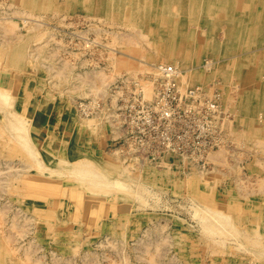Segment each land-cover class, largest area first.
<instances>
[{
	"label": "rangeland",
	"instance_id": "374dc122",
	"mask_svg": "<svg viewBox=\"0 0 264 264\" xmlns=\"http://www.w3.org/2000/svg\"><path fill=\"white\" fill-rule=\"evenodd\" d=\"M180 1L0 0V264H264V0ZM159 61L220 91L214 124L154 105L133 138L118 106L154 98ZM36 95L63 118L41 127Z\"/></svg>",
	"mask_w": 264,
	"mask_h": 264
},
{
	"label": "bare ground",
	"instance_id": "6f19581e",
	"mask_svg": "<svg viewBox=\"0 0 264 264\" xmlns=\"http://www.w3.org/2000/svg\"><path fill=\"white\" fill-rule=\"evenodd\" d=\"M25 1V0H24ZM169 1V0H168ZM171 1V0H170ZM173 1V3H171L172 4V6H171V8H170V10L173 12V14H175V12H177V11H179V9H180V7H179V5H180V3L182 2V1H180V0H172ZM238 1V0H237ZM159 2V1H158ZM193 2V1H192ZM257 2V1H256ZM255 2V3H256ZM263 2V1H262ZM115 3V2H114ZM189 3V2H188ZM217 3V2H216ZM237 3V2H236ZM254 3V4H255ZM29 4V3H28ZM220 4V3H219ZM222 4V3H221ZM12 5V4H11ZM112 5V4H111ZM116 5V4H115ZM256 5V4H255ZM254 5V6H255ZM262 5V4H261ZM2 6H3V4H2ZM9 6H10V3H9ZM190 6V5H189ZM236 6H237V4H236ZM253 6V7H254ZM216 7V6H215ZM252 7V6H251ZM262 7V6H261ZM3 8H4V6H3ZM2 8V9H3ZM187 8V7H186ZM210 8V7H209ZM190 9V8H189ZM197 9V8H196ZM218 9H220V8H218ZM8 10V9H7ZM10 10V9H9ZM192 10V9H191ZM255 10V9H254ZM253 10V11H254ZM3 11V10H2ZM17 11L19 12V10L17 9ZM187 11H188V9H187ZM196 11V10H195ZM249 11H251V9L249 10ZM4 12H7V11H4ZM21 12V11H20ZM23 12V11H22ZM259 12H261V11H259ZM8 13V12H7ZM14 13V12H13ZM250 13V12H249ZM177 14H178V12H177ZM2 15H4V14H2ZM9 15V14H8ZM12 15V14H11ZM220 16V15H219ZM222 16V15H221ZM224 16V15H223ZM222 16V17H223ZM259 16V15H258ZM253 17V16H252ZM4 17H2V19H3ZM9 18H11L10 17V15H9ZM28 19V18H27ZM15 20V19H14ZM26 20V19H25ZM9 21H11V20H9ZM18 22V21H17ZM221 23V22H220ZM11 24V23H10ZM229 24V23H228ZM214 28V27H213ZM223 28V27H222ZM254 28V27H253ZM188 29V28H187ZM255 30H256V27H255ZM15 34V33H14ZM18 34V33H17ZM233 34V33H232ZM238 34V33H237ZM11 35V34H10ZM16 35V34H15ZM17 36V35H16ZM239 36V35H238ZM19 38V37H18ZM240 38V37H239ZM9 39V38H8ZM236 39V38H235ZM234 41V40H233ZM239 41V40H238ZM47 42H48V40H47ZM46 42V43H47ZM229 42V41H228ZM200 43V42H199ZM198 43V44H199ZM51 44V43H50ZM198 44H197V46H198ZM201 44V43H200ZM45 45V44H44ZM242 45V44H241ZM240 45V46H241ZM39 46V45H38ZM37 46V47H38ZM212 46V45H211ZM237 46V45H236ZM201 47V46H200ZM199 47V48H200ZM206 47V46H205ZM45 48H46V46H45ZM58 48V47H57ZM232 48V47H231ZM53 49H55V48H53ZM59 49V48H58ZM222 49V48H221ZM35 50H37V49H35ZM47 50V49H46ZM52 50V49H51ZM60 50H61V47H60ZM231 50V49H230ZM44 51V50H43ZM59 51V50H58ZM49 52H50V50H49ZM54 52V51H53ZM56 52V51H55ZM38 53H40V52H38ZM38 53H34L35 54V56L36 55H38ZM229 53H231V52H229ZM177 54V53H176ZM48 55V54H47ZM50 55V54H49ZM48 55V56H49ZM197 55V54H196ZM213 56V55H212ZM216 57V56H215ZM207 59H208V57H207ZM52 60V59H51ZM63 60V59H62ZM61 61V60H60ZM59 61V62H60ZM85 61V60H84ZM210 61V60H209ZM214 61H215V59H214ZM62 62H64V61H62ZM61 62V63H62ZM227 62V61H226ZM44 63V62H43ZM49 63V62H48ZM48 63H46V65L48 64ZM205 63V62H204ZM203 63V64H204ZM210 63L211 62H207L206 61V65H207V68H210ZM168 65H172V73H173V75H172V77L170 78L171 80H173V81H175L176 82V84H177V86H176V89H177V91L179 92V94H180V96L184 99V101H185V106L187 107V108H190V109H192V110H194V111H197L198 109H199V107L201 108V107H204V105H206L205 107H207L208 108V111H206V112H208L207 114H210L211 113V115H210V118H209V120H208V123L209 124H214V110H213V106H214V104H212V103H216V106H217V104H218V102L215 100V98L216 97H218V100H219V106H220V104L222 105V103L220 102V99H221V93H219L220 91H217V90H214V92L213 91H211L210 92V90H208V89H206V88H204L205 86L203 85V86H198V85H196V86H190V85H184V84H182L180 81L182 80V78H183V76H184V74L182 73L183 71L182 70H180L178 67H176L174 64H172V63H166V62H163V61H159V62H157V64H155V69H154V71H155V73H156V76H157V78H156V93H155V96H153L154 98H152L151 97V99L149 98V99H147V98H145V97H147L148 96V91H149V87H148V89H146L145 87H144V89L145 90H147L146 92H145V95L144 96H141V100H138V101H136V99H135V96H127V94H126V96L124 97L125 98V100H126V102H125V100L123 101L122 99V101L123 102H125V104L123 103V104H119V106H118V108H120V110H121V112H120V114L119 115H117V116H121L120 117V119H123V125H125V124H127L128 125V120H130V121H134V123H135V126L137 125V124H139V121H138V119L136 118V112L135 111H138L137 110V108H138V106L139 105H141V107H143L146 111H147V113H149V115L151 116V113L150 112H152V110L151 109H155V106L157 105V109L159 110L160 108H161V103H160V97H161V91H162V88H163V86H164V84H165V82L168 80L167 78L172 74H170V75H168L167 73H168V69H167V66ZM206 65H205V67H206ZM56 66H57V63H56ZM73 66V65H72ZM61 67V66H60ZM71 67V66H70ZM242 67V66H241ZM48 68H50L51 70H53L55 67H52V64H48ZM58 68H59V65H58ZM72 69V68H71ZM65 70V69H64ZM58 71H62L61 69H58ZM69 71H71L70 69H69ZM238 71V70H237ZM66 72V71H65ZM62 73H64V72H62ZM62 73H60V74H62ZM214 73V72H213ZM249 74H250V72H249ZM58 75V74H57ZM56 75V76H57ZM65 75H67V74H65ZM130 75V74H129ZM190 75V74H189ZM193 75V74H192ZM55 76V74H54V72H52L51 73V75L49 76V79H53V77ZM62 76H64V75H62ZM130 76H133V73H132V75H130ZM154 76V75H153ZM58 77H59V75H58ZM83 77V76H82ZM87 76H85V78H86ZM88 77H90L91 78V76L89 75ZM87 77V82L90 80L89 78ZM121 77V76H120ZM127 77H129V76H127ZM136 77H137V75H136ZM248 77V76H247ZM252 77V76H251ZM119 78V77H118ZM142 78V77H141ZM154 78V77H153ZM195 78V77H194ZM249 78V77H248ZM77 79H78V77H77ZM79 79H81V76L79 77ZM84 79V78H83ZM89 79V80H88ZM117 79V78H116ZM125 79H128V78H126L125 77ZM134 79V78H133ZM137 79V78H136ZM146 79V78H145ZM192 79V78H191ZM54 80V79H53ZM74 80V79H73ZM82 80V79H81ZM80 80V81H81ZM135 80V79H134ZM142 80V79H141ZM144 80V79H143ZM155 80V79H154ZM184 80V79H183ZM182 80V81H183ZM187 80H188V78H187ZM48 81V80H47ZM50 81H52V80H50ZM84 81V80H83ZM85 81H86V79H85ZM119 81V80H118ZM117 80H116V82H118ZM137 81V80H136ZM147 81H149V80H147ZM202 81V80H201ZM59 82V81H58ZM67 82V81H66ZM75 82V81H74ZM144 82V81H143ZM188 82V81H187ZM60 83V82H59ZM81 83H83V82H81ZM148 83V82H147ZM152 83V82H151ZM185 83H186V81H185ZM189 83H191V81H189ZM45 84V83H44ZM126 84V83H125ZM121 85V84H120ZM138 85V84H137ZM149 86V85H148ZM110 87V86H109ZM115 87V86H114ZM120 87V86H119ZM118 87V88H119ZM129 87V86H128ZM133 87V86H132ZM135 87V86H134ZM153 87H154V84H153ZM208 87H210V86H208ZM54 88V87H53ZM52 88V89H53ZM122 88V87H121ZM140 88V87H139ZM150 88H151V86H150ZM48 89V88H47ZM110 89V88H109ZM115 89V88H114ZM123 89H124V87H123ZM141 89H143L142 88V86H141ZM215 89V88H214ZM93 90V89H92ZM120 90H122V89H120ZM119 90V91H120ZM128 90V88L126 89V91ZM136 90V89H135ZM138 90V89H137ZM145 90H143V91H145ZM155 89H153V91H154ZM52 91V90H51ZM55 91V90H54ZM91 91V90H90ZM98 91V90H97ZM100 91V90H99ZM109 91H111V90H109ZM114 91H116V90H114ZM133 91V90H132ZM142 91V90H141ZM58 92H60V91H58ZM58 92H56V93H58ZM106 92V91H105ZM137 92H139V91H137ZM151 92V91H150ZM63 92H61V94H62ZM94 93V92H93ZM96 93H98V92H96ZM122 93V92H121ZM120 93V94H121ZM134 93V92H133ZM51 94V93H50ZM10 96V97H12V95H10L9 93L7 94V96ZM49 95V94H48ZM53 95V94H52ZM95 95V94H94ZM101 95V94H100ZM118 95V94H117ZM138 95V94H137ZM194 95V98H193V100L192 99H190L189 98V96H193ZM6 96V99L8 98ZM99 95H97V97H98ZM103 96V95H102ZM104 96H105V94H104ZM240 96V95H239ZM238 96V97H239ZM55 97V96H54ZM100 97V96H99ZM111 97V96H110ZM140 97V96H139ZM196 97H198L199 99H201V103L202 102H204L205 104H201L200 102H198V103H196L194 100L196 99ZM68 98V97H67ZM100 98H102V97H100ZM122 98V97H121ZM123 98V99H124ZM236 98V97H235ZM235 98H233V100L235 99ZM240 98V97H239ZM90 99V98H89ZM108 99V98H107ZM111 99V101L110 102H108V104H110L112 101L114 102V100H113V98H110ZM109 99V100H110ZM135 99V100H134ZM145 99V100H144ZM154 99V100H153ZM94 100V99H93ZM144 100V101H143ZM146 100H149L150 102H154L153 103V106L152 107H150L149 108V105H150V102H148V101H146ZM153 100V101H152ZM238 100V99H237ZM77 101H79V100H77ZM89 101V100H88ZM96 101H97V99H96ZM95 101V102H96ZM86 102V101H85ZM98 102V101H97ZM138 102V103H137ZM77 103V102H76ZM90 103V102H89ZM74 104H75V101H74ZM103 104V103H102ZM112 104V103H111ZM89 105H91V104H89ZM99 105V104H98ZM105 105V104H104ZM155 105V106H154ZM227 105V104H226ZM79 106H81L82 108H83V110L82 111H85L86 110V108L88 107L83 101L82 102H79ZM78 106V107H79ZM96 106V105H95ZM96 107H98V106H96ZM140 107V108H141ZM213 107V108H212ZM76 108V107H75ZM80 108V107H79ZM90 108V107H89ZM99 108H102V107H99ZM133 108H136V110H134ZM216 108V107H215ZM218 108V107H217ZM81 109V108H80ZM237 109V108H236ZM97 110V109H96ZM101 110V109H100ZM127 110V111H126ZM206 110V109H205ZM219 110V109H218ZM91 111V110H90ZM89 111V112H90ZM188 111V110H187ZM217 111V110H216ZM28 112H29V110L27 109V107L25 106V113H27L28 114ZM87 112V111H86ZM93 112V111H92ZM96 112V111H95ZM95 112H94V114H95ZM98 112V111H97ZM135 112V113H134ZM186 112V111H185ZM203 112V111H202ZM242 112V111H241ZM77 113V112H76ZM80 113V112H79ZM85 113V112H84ZM91 113V112H90ZM89 113V114H90ZM112 113V112H111ZM193 113H195V112H193ZM219 113V112H218ZM138 114H139V112H138ZM177 114V113H176ZM184 114V113H183ZM188 115H189V113H187ZM206 114V115H207ZM220 114V113H219ZM229 114V113H228ZM80 115V114H79ZM95 115H97V114H95ZM177 115H179V114H177ZM185 115V114H184ZM192 115V114H191ZM204 115V114H203ZM145 116V115H144ZM193 116V115H192ZM89 117V116H88ZM94 117H96V116H94ZM82 118V117H81ZM100 118V117H99ZM186 118V117H185ZM194 118H195V120L197 119V123H201L199 120H200V118H199V120H198V118H196V116H194ZM202 118V117H201ZM228 119V117H225V119ZM158 119V118H157ZM205 119V118H204ZM222 119H223V117H222ZM221 119V120H222ZM224 119V120H225ZM116 120V119H115ZM119 120V119H118ZM172 120L173 121H176L177 120V117H174V116H172V117H170L169 119H167V120H163L164 122H166V121H169V122H171V127H176V124H172L173 122H172ZM220 120V121H221ZM224 120H222V121H224ZM21 121V122H20ZM111 121V120H110ZM158 121V120H157ZM207 120H205V122H206ZM217 122H218V120H216ZM215 121V122H216ZM229 121H230V119H229ZM18 122L20 123V125H23V123L24 122H22V120L20 119V118H18ZM93 122V121H92ZM105 122V121H104ZM148 122V121H147ZM113 123H114V121H113ZM176 123V122H175ZM181 123V122H180ZM179 123V124H180ZM183 123V122H182ZM188 123V122H187ZM196 123V122H195ZM196 123V124H197ZM221 123H223V122H221ZM225 123V122H224ZM227 123V122H226ZM225 123V124H226ZM230 123H231V121H230ZM122 124V123H121ZM154 124H155V122H154ZM162 124V123H161ZM170 124V123H169ZM193 124V123H192ZM118 125V124H117ZM163 125V124H162ZM166 125V124H165ZM198 125V124H197ZM200 126H201V124H199ZM222 125V124H221ZM221 125L219 124V126L221 127ZM224 125V124H223ZM232 125V124H231ZM155 126V125H154ZM210 126V125H209ZM216 126V125H215ZM119 127V126H118ZM157 127V126H156ZM165 127V126H164ZM177 127H179V126H177ZM206 127V126H205ZM211 127V126H210ZM213 127V126H212ZM230 127V126H229ZM124 128V127H123ZM170 128V127H169ZM223 128V127H222ZM221 128V129H222ZM126 129V128H125ZM231 129V128H230ZM253 129V128H252ZM212 130V129H211ZM105 131V130H104ZM115 131V130H114ZM223 132H224V130H222ZM221 131V132H222ZM118 132V131H117ZM164 132V131H163ZM166 132V131H165ZM219 132H220V130H214L213 132H212V134L214 133V135H215V137H218L219 136ZM238 132H240V131H238ZM119 133H120V131H119ZM227 133V132H226ZM241 133V132H240ZM239 133V134H240ZM225 134V133H224ZM243 134V133H242ZM218 135V136H217ZM220 135H221V133H220ZM231 135V134H230ZM222 136V135H221ZM224 136V135H223ZM241 136V135H240ZM240 136H238V137H240ZM251 136H252V132H251ZM156 137L158 138V137H160L159 139H160V141H161V143L163 142V143H165V144H167V145H170V144H168V143H171L169 140H170V137H169V135H168V133H166V134H162V132L161 131H157V134H156ZM213 137V136H212ZM245 137V136H244ZM249 137V136H248ZM132 138V137H131ZM130 138V139H131ZM133 138L135 139H139L140 141L141 140H145V138H144V136H143V134H139V133H137V134H135V136H133ZM221 138V137H220ZM150 139V138H149ZM214 139V138H213ZM219 139V138H218ZM222 139V138H221ZM241 139V138H240ZM226 140V139H225ZM225 140H224V142H225ZM239 140V139H238ZM256 140V139H255ZM261 140H263L262 138H261ZM127 141V140H126ZM133 141V140H132ZM213 141V140H212ZM215 141H217V140H215ZM214 141V142H215ZM258 140H256L255 142H257ZM130 142V141H129ZM145 142H147L146 140H145ZM150 142V141H149ZM204 142V141H203ZM223 142V143H224ZM262 142H264V141H262ZM132 143V142H131ZM220 143V142H219ZM218 143V144H219ZM222 143V144H223ZM238 143V142H237ZM128 143H126V145H127ZM146 144V143H145ZM261 144V143H260ZM217 145V144H216ZM215 145V146H216ZM258 145V144H257ZM129 146H130V143H129ZM154 148H155V150H157V153H158V151L160 150V147H158V144L157 143H153V145H152ZM211 146V145H210ZM220 146V145H219ZM224 146V145H223ZM260 146V145H259ZM264 146V145H263ZM142 147V146H141ZM212 147V146H211ZM262 147V146H261ZM122 148V147H121ZM120 148V151H123L122 149ZM152 148V147H151ZM162 148V147H161ZM206 148V147H205ZM205 148H204V150H205ZM220 149H222L221 147H219ZM126 149V148H125ZM133 149V148H132ZM135 149V148H134ZM138 149H139V147H138ZM258 149V148H257ZM137 150V149H136ZM162 150V149H161ZM261 150H263V149H261ZM120 151H119V149H116V150H113V152H115V154L117 155H115L116 157H120ZM127 151V150H126ZM208 151V150H207ZM226 151H227V149H226ZM256 151V150H255ZM128 152V151H127ZM212 152V151H211ZM215 152V151H214ZM219 152V151H218ZM217 152V153H218ZM224 152V151H223ZM233 152H236V151H233L232 150V153ZM238 152V151H237ZM219 153H221V152H219ZM218 153V154H219ZM206 154H208V152L206 153ZM205 154V155H206ZM213 154V153H212ZM229 154V153H228ZM234 154V153H233ZM237 154V153H236ZM235 154V155H236ZM239 154V153H238ZM237 154V155H238ZM213 155H215V154H213ZM212 155V156H213ZM221 155V154H220ZM223 155V154H222ZM221 155V156H222ZM225 155V154H224ZM223 155V156H224ZM227 155V154H226ZM230 155V154H229ZM184 156H186V155H184ZM209 156V155H208ZM231 156V155H230ZM196 157V156H195ZM211 157V156H210ZM216 157V156H215ZM214 157V158H215ZM225 157V156H224ZM229 157V156H228ZM232 157H233V155H232ZM235 157V156H234ZM240 157V156H239ZM160 158V157H159ZM191 158V157H190ZM199 158V157H198ZM197 157H196V159H198ZM221 160H223L222 159V157L220 158ZM232 159V158H231ZM176 160V159H175ZM210 160V159H209ZM213 160H215V159H213ZM217 160H219V158L217 159ZM183 161H184V159H183ZM219 162H221L220 160H219ZM226 162V161H225ZM229 162V161H228ZM195 163V162H194ZM207 163H209V162H207ZM224 163V162H223ZM172 164V163H171ZM190 164H191V162H190ZM195 164H197V163H195ZM212 164V163H211ZM200 165V164H199ZM203 165V164H202ZM209 165V164H208ZM214 165V164H213ZM170 166V165H169ZM196 167V166H195ZM199 167V166H198ZM203 167V166H202ZM210 167V166H209ZM200 171V170H199ZM203 172V171H202ZM202 174V173H201ZM238 179H241V178H238ZM243 179V178H242Z\"/></svg>",
	"mask_w": 264,
	"mask_h": 264
},
{
	"label": "built area",
	"instance_id": "2783aa9c",
	"mask_svg": "<svg viewBox=\"0 0 264 264\" xmlns=\"http://www.w3.org/2000/svg\"><path fill=\"white\" fill-rule=\"evenodd\" d=\"M167 69H168L167 74L170 75L172 73V65H168ZM172 75H173V73L167 78L168 80L165 82V84L162 88V91H161L162 92L161 97H160L161 108L159 110L157 109V115L161 121H163V120L165 121V120L169 119L170 117L175 116V108L182 106L183 101H184V99L180 96L179 92L176 89V86H177L176 82L170 79L172 77ZM156 107H157V105H156ZM185 109H189V108L185 107ZM152 112H150L151 115H152ZM137 113L138 112H136V115H137ZM142 113L145 115V118L150 123V126L148 127V129L145 126H142V128H141L140 124H137L135 126L134 121L129 120L128 126L131 127L130 132L136 130L137 132H135V134H137L139 132L142 133V130H143L145 134L151 135L150 134V131H151L150 128L152 127L151 124H152V118L153 117L150 116L149 113H147V111L145 113L144 112H142ZM140 116L141 115L136 116V118L139 119ZM141 122H145V120H141ZM154 128L157 132V128L156 127H154ZM141 133H139V134H141ZM146 141L149 142L148 139H146ZM157 144H159V143H157Z\"/></svg>",
	"mask_w": 264,
	"mask_h": 264
},
{
	"label": "crops",
	"instance_id": "0c3cea01",
	"mask_svg": "<svg viewBox=\"0 0 264 264\" xmlns=\"http://www.w3.org/2000/svg\"><path fill=\"white\" fill-rule=\"evenodd\" d=\"M35 96V95H34ZM32 96L31 98H27L28 102H26V107L28 110H34L35 111V117H36V114H37V119L39 120H44L41 127H45L47 126L49 123H51V119L53 117L55 118H59V115H60V119L63 118L61 113L58 112V110L56 109V107L53 105H48V106H45L43 103L44 101L39 98L37 95L36 97ZM33 100V102H32ZM28 104V106H27ZM37 106V108H36ZM37 110V113H36V110ZM41 122V121H39ZM47 124V125H46Z\"/></svg>",
	"mask_w": 264,
	"mask_h": 264
}]
</instances>
